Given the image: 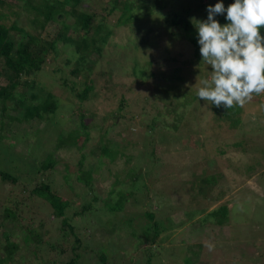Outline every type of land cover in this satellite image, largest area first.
Instances as JSON below:
<instances>
[{
	"label": "trees",
	"instance_id": "16d2710c",
	"mask_svg": "<svg viewBox=\"0 0 264 264\" xmlns=\"http://www.w3.org/2000/svg\"><path fill=\"white\" fill-rule=\"evenodd\" d=\"M103 1L105 3L101 5L99 12H96L85 7L87 0H0V78L3 81L0 84V180L9 184L6 195L0 197V239H3L5 244L4 253L0 254V264H32L35 259L40 260L41 264H78V250L82 244L80 236L85 235L83 230L86 231L93 224L98 227L103 225L112 231L117 222L132 227L133 220L140 215L151 222V234L144 228L141 229L142 236L149 240L151 245H156L154 242L162 225L157 220V210H151L150 199L159 203L164 200L163 203L167 206L165 200L170 197L162 199L155 193V198H151L149 194L154 192L156 186L150 188L149 183L142 182V177H148L149 174L144 172V163L148 161L149 164H154L158 160L161 161V158L156 156L155 147H152L149 153L140 152L136 149L137 144L134 143L133 149H130L129 140L122 142L108 136L111 126L106 125L103 120L114 117L116 121L112 125L121 127V116L117 113L123 108L122 100L117 104L116 114L107 111L102 116V122L95 123L97 113L94 109L99 104V99L101 104L105 96L96 89L98 84L93 77V67L104 56L105 50L114 46L117 49L115 56L121 61L117 64L119 69L128 53L132 54L129 72L133 74L135 81L145 84L148 76H154V72L150 70L153 61L143 60L138 53L140 45L146 41L145 34H138L139 28L144 26L142 20L147 16L140 10L145 9L149 14H153L156 12L154 8L161 10V0H154L150 6L142 3L137 7L134 4L136 0ZM134 9L136 11H133ZM102 10H105V13ZM115 11L119 14L111 28L107 16ZM22 13L27 16V23L34 28L35 33H30L12 19H18ZM185 14L187 10L181 9L175 12L171 19L166 18L167 14L164 12H158L155 17L158 19L157 23L172 33L171 36L184 35L194 46L195 61L198 64L196 72L205 78L210 68L201 61L196 28ZM225 16L226 13L216 15L215 19L228 23ZM125 25L131 28L133 26L132 30L137 36L129 44L112 43L115 28ZM173 25L176 30H173ZM13 33L19 34V39H16ZM260 34L264 36V26L260 28ZM60 43L63 47L70 48L71 55L66 58V64L70 66L66 70L63 66L55 64L52 69L56 72L65 70L66 73L49 85L39 79L37 72L56 61ZM102 75L105 73L100 72V76ZM181 79L180 68L173 69L172 73L165 77L162 87L182 91L183 87L179 85ZM107 86L110 89L109 84ZM64 92L71 95L74 93L75 100L69 112L63 111V107L58 111L63 105L61 94ZM165 107L166 111H161V114H173L171 128L178 130L184 114L177 112L175 105L172 108ZM240 109L241 107L225 109L214 106L213 118L220 124L226 122L229 126L236 125L233 118L240 117ZM34 120L43 121L46 131L43 132V125L31 130L30 124ZM160 120L164 126L166 121L161 117ZM49 122L51 129H48ZM148 129L154 130V124L149 125ZM115 132L120 135L119 131ZM148 133L150 132L147 131ZM92 137L98 139L97 146L90 145ZM190 139L197 142L193 134ZM232 143L231 140L222 139H214L211 145L201 142L203 146L214 148L216 151L207 150L203 158L217 154L226 159L227 169L235 168L231 164L233 159L225 156L226 150L235 145ZM196 144L190 142L192 146L197 147ZM175 146L176 149L180 148ZM69 147L72 154L76 153L73 160L74 171L69 170V160L60 157ZM94 148H98L99 157L95 164L90 163L87 166V161L95 159L91 155L95 152ZM121 157L123 167L116 169V166L112 171L109 165L119 162ZM203 168L200 173L205 175L203 183H214L213 177L217 175L208 174L206 165H203ZM100 171L103 173L100 180L104 179L105 174L106 180L112 179L108 180L109 185L102 189L104 193L101 195L97 181V172ZM207 187L198 186L199 193H207ZM145 195L148 203H144ZM177 205L172 203L167 206V210L173 208L175 212ZM106 209L112 215L123 216L128 209L140 212V215H129L124 220L119 216L102 218L100 210ZM181 212L185 214L180 211L176 216ZM227 214L228 210L224 204L207 212L211 218L218 220L217 224L224 223ZM75 216H78V219L74 218ZM36 224L37 226H34ZM38 229L43 232L40 233ZM132 234L136 238L139 237L134 228ZM139 239L141 241V238ZM151 245L140 250L149 257L148 260L154 254ZM24 249L28 252L27 256L23 252ZM53 252L57 254V258ZM184 262L190 264V257H185ZM146 264L154 263L146 261Z\"/></svg>",
	"mask_w": 264,
	"mask_h": 264
},
{
	"label": "rangeland",
	"instance_id": "374dc122",
	"mask_svg": "<svg viewBox=\"0 0 264 264\" xmlns=\"http://www.w3.org/2000/svg\"><path fill=\"white\" fill-rule=\"evenodd\" d=\"M6 1L10 2V0ZM100 1L87 0L85 7L99 12L101 5L105 3L103 0ZM153 1L136 0L134 4L135 7L142 3L150 6ZM159 2L162 8L159 11L154 8L156 12L153 14H149L145 9L140 10L147 16L142 20L143 28H139L140 30L137 28L140 31L138 34L143 33L146 37L145 44L140 45L138 53L142 59L144 58L143 60L153 61L150 70L154 72V76H148L144 81L145 84L135 81L133 74L129 72L132 54L127 53L119 69L117 64L121 61L115 56L117 49L113 46L105 50L104 56L93 67V77L98 84L96 89L105 96L101 104L99 99V104L94 109L97 113L95 123L102 122V116L107 111L116 114L117 104L120 100L123 101V108L117 113L121 116L119 120L121 127L112 125L116 121L114 117L103 120L106 125L111 126L108 136L122 142L129 140L128 147L133 149L135 143L136 149L140 152L149 153L152 147H155L156 156L161 158V161L158 160L154 164H149L148 161L144 163L146 166L144 172L147 171L149 174L148 177L145 175L147 178L142 177V182L149 183L152 189L156 186L154 192L149 194L151 198H155V193H158L162 199L170 197V200H165L167 206L173 203L178 204V207L174 212L173 208L167 210L164 200L159 203L150 199L151 210H157V220L162 225L154 242L156 245H151L150 241L142 236L141 229L144 228L151 234V222L138 214L140 212L136 213L128 209L121 216L112 215L107 209L100 210L102 218L119 216L124 220L129 215L140 216L133 220L132 227L117 222L112 231L103 225L98 227L93 224L86 231L83 230L85 235L80 236L82 244L78 250V264H146V261L154 264H185V257H190V264H264V108H261V105H264V95L253 97L240 109V117L233 118V123H237L236 125L229 126L226 122L218 123L213 118L214 105L199 99L196 95L199 81L204 77L196 72L198 64L195 61L194 46L184 35L171 36L172 33L167 32L163 25L157 23L158 19L155 17L158 12H164L167 14L166 18L171 19L175 12L186 9L185 15L190 20L191 18L204 20L208 16V6L222 2L227 8L234 0H161ZM135 9L133 11H136ZM4 10L7 11V9ZM102 12L105 13V10ZM118 14L115 11L107 16V22L111 28ZM12 19H15L18 25H23L30 33H35L34 28L27 23V16L24 13L18 19L16 17ZM132 28L127 25L116 27L112 43L129 44L137 36ZM177 28L180 27L177 26ZM173 30H176L175 25ZM183 32L186 33V30L183 29ZM13 34L16 39H19V34ZM59 49L56 61H52L51 66L47 68L44 66L37 72L39 79L49 85L66 73L65 70L56 72L52 69L55 64L63 66L66 70L70 66L66 64V58L71 55L70 48L63 47L60 43ZM176 68H180L182 79L179 85L183 87V90L163 88L165 77H168ZM210 70L206 73V77L210 75ZM100 72H104L105 75L100 76ZM2 83L0 78V84ZM73 95L74 93L71 95L66 92L61 94L63 105L58 111L62 107L63 111H70L69 108L75 100ZM173 105L176 106L177 112L184 114L176 131L171 128L174 115L161 114V111H166L165 106L172 108ZM160 117L166 121L164 126ZM186 123L188 124L185 126ZM44 124L43 121L34 120L30 128L32 130L36 126L44 127ZM151 124L155 127L152 131L148 129ZM43 127L45 132L46 128ZM51 128L52 125L49 122L48 129ZM115 130L119 131L120 135ZM147 131L150 133L147 134ZM191 134L196 137L198 143L190 139ZM214 139L231 140L235 144L232 143L233 146L226 150L225 155L233 159L231 164L235 168L227 169L226 159L217 154L203 158L207 150L216 151L214 148L209 149L203 146L201 142L211 145ZM191 141L197 143V147L190 145ZM90 145L97 146L98 139L92 137ZM175 145L180 148L176 149ZM70 149L71 147L65 150L60 157L69 160V170L74 171L73 160L76 153L72 154ZM94 150L95 152L91 155L95 159L91 162L87 161V166L97 162L100 152L98 148ZM203 165L208 167V174L217 175L213 177L214 183H203L205 175H200ZM109 166L112 171L116 166V169L123 167V157L119 162H113ZM97 174H99L97 181L101 195L104 193L102 189L107 188L108 182L112 179L106 180L107 174H105L104 179L100 180V175L103 177V173L100 171ZM219 174L222 175L219 176ZM148 178L152 182H149ZM122 185L123 183L120 184ZM198 186H208L209 189L202 195L198 191ZM8 187V183L0 180V197L6 195ZM146 202L148 203V198L145 195L144 203ZM222 204L227 207V219L224 223L217 224L218 220L211 218L207 212ZM161 208L164 210H160ZM180 211H184L185 214L181 212L176 216V213ZM74 218L78 219V216ZM170 218L175 219L173 221ZM132 228L139 237L136 238L132 234ZM38 231L43 232L40 229ZM208 244L212 245L211 251L206 246ZM150 245L154 254L148 260L149 257L140 250ZM4 246V240L0 239L1 255L4 253ZM23 252L26 256L28 255L27 250L24 249ZM53 253L57 258V254ZM32 264H41V261L35 259Z\"/></svg>",
	"mask_w": 264,
	"mask_h": 264
},
{
	"label": "clouds",
	"instance_id": "9594fccd",
	"mask_svg": "<svg viewBox=\"0 0 264 264\" xmlns=\"http://www.w3.org/2000/svg\"><path fill=\"white\" fill-rule=\"evenodd\" d=\"M207 12L206 20L191 18L201 61L211 69L196 95L217 108H242L264 95V0H234L227 8L217 2ZM225 13L228 23L221 25L214 17Z\"/></svg>",
	"mask_w": 264,
	"mask_h": 264
}]
</instances>
